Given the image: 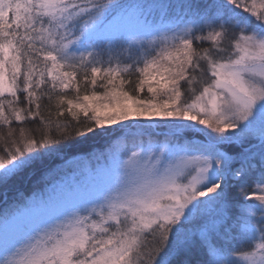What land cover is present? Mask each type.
I'll use <instances>...</instances> for the list:
<instances>
[{
    "label": "rangeland",
    "instance_id": "1",
    "mask_svg": "<svg viewBox=\"0 0 264 264\" xmlns=\"http://www.w3.org/2000/svg\"><path fill=\"white\" fill-rule=\"evenodd\" d=\"M12 7L16 10L13 12L25 16L26 22L31 8L42 16L36 17V27L42 29L37 34L38 55L53 67L52 71L56 70L60 89L74 87L75 68L94 51L89 40L109 47V57L116 67L103 78L107 85L101 86L100 94L95 96L81 92L84 96L78 100L77 92L72 93L64 109L70 117L89 115L93 120L90 123L99 129L144 124L170 136L184 132L195 136L203 131L216 141L214 145L264 139V35L237 37L234 57L215 65L211 86L183 107L180 98L168 95L167 90L172 83V67L178 57H187L193 45L188 39L182 40L191 30L185 23L149 22L145 18L151 6L131 4L115 17L101 15L97 21H83L81 31L68 40L64 29L71 17H81L86 10L70 13L62 0H0V28L7 23ZM256 10L264 24V4L251 8V12ZM217 37L218 33L213 32L208 36L210 40ZM160 39H176L178 43L159 49L158 57L147 60L141 73L144 90L139 87L130 94L127 83L117 77V53ZM139 52L142 58L148 55L142 49ZM159 61H164L163 65H158ZM129 134L107 153L105 163L96 162L91 169L86 159L82 171L78 166L38 191V196L27 200L20 212L2 222L0 264H128L132 248L157 226L174 221L189 224L197 216L218 220L227 208L226 204L218 206L225 179L217 175L220 155L200 153L194 147L176 143L135 146L131 135L137 133ZM8 173L0 168V176ZM230 179L236 180L237 174L231 173ZM246 201L255 206L260 232L257 237L262 240L264 185ZM223 260L224 264H264V243H256L250 253L241 252Z\"/></svg>",
    "mask_w": 264,
    "mask_h": 264
},
{
    "label": "trees",
    "instance_id": "2",
    "mask_svg": "<svg viewBox=\"0 0 264 264\" xmlns=\"http://www.w3.org/2000/svg\"><path fill=\"white\" fill-rule=\"evenodd\" d=\"M240 1L239 6L234 0H62L70 13L86 10L81 17H71L64 31L70 40L81 31L83 21H97L101 15L115 17L131 4L151 6L145 18L149 22L185 23L191 30L182 40L188 39L193 45L189 46L187 57L184 60H181L184 56L178 57L172 67V74L169 73L172 83L167 91L168 95L178 96L183 107H188L211 86L214 66L234 57L237 37L249 33L264 35V24L256 15L259 10L251 12L264 0ZM13 10V7L8 10L7 23L0 28V168L9 171L0 176V225L20 212L27 200L37 197L38 191L78 166L82 171L86 159L90 165L87 168L91 169L105 163L107 153L122 144V138L136 132L131 135L135 146L176 143L194 147L200 153L220 155L222 163L217 167V175L225 179L217 204L220 207L226 204L227 208L215 222L197 216L189 224L174 221L153 228L132 248L128 264H224L223 259L250 253L256 243H264V239L257 237L260 232L255 206L246 201L247 196L264 185V139H247L240 145L233 142L214 145L216 141L203 131L195 136H191L192 132L170 136L158 134L144 124L99 129L90 123L93 120L89 115L70 117L64 109L72 93L77 92L78 100L86 93L88 97L100 94V87L107 85L103 78L116 67L111 62L109 47L89 40L94 51L75 68L74 87L60 89L56 70L52 71L53 67L38 55L37 34L42 29H37L36 17L42 16L31 8L30 20L26 22L23 14ZM212 32L218 33L217 39L208 38ZM153 42L117 53L120 57L117 77L127 83L130 94H135L139 87L144 90L141 84L145 78L141 73L147 60L155 58L159 49L178 43L176 39ZM141 49L148 53V59L140 56ZM163 63L159 61L158 65ZM81 92L84 94L80 95ZM77 158L80 159L68 164ZM231 173L237 174L236 180L230 179ZM93 240L85 245L86 249Z\"/></svg>",
    "mask_w": 264,
    "mask_h": 264
}]
</instances>
